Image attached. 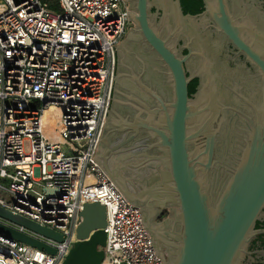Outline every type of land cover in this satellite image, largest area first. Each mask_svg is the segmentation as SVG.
Masks as SVG:
<instances>
[{"label":"built area","instance_id":"2783aa9c","mask_svg":"<svg viewBox=\"0 0 264 264\" xmlns=\"http://www.w3.org/2000/svg\"><path fill=\"white\" fill-rule=\"evenodd\" d=\"M122 0H0V207L62 235L55 250L0 234V264H63L87 203L106 207L102 264H163L133 205L94 159L113 89Z\"/></svg>","mask_w":264,"mask_h":264},{"label":"water","instance_id":"95a60500","mask_svg":"<svg viewBox=\"0 0 264 264\" xmlns=\"http://www.w3.org/2000/svg\"><path fill=\"white\" fill-rule=\"evenodd\" d=\"M137 1L139 17L135 22L141 25L146 40L168 67L174 98L171 104L162 102L163 114L159 120L149 112L146 118L138 115L135 123L127 124V127L135 135L139 134L140 128L146 129L152 139L157 140L154 146L161 154L154 159L158 160L157 171L158 168L161 170L160 166L163 170L157 174L148 169V154L130 153L127 141L120 142L113 138L115 134L111 135L124 123L117 114L108 121L118 70V49L122 42L113 47L116 56L113 89L94 159L130 203H138L141 211L148 212L146 225L142 211L145 230L146 226H151L156 209L163 212L168 205L175 208L173 220L169 216L161 223L163 227L177 230L169 233L173 240H167L174 249L172 264H264V249L252 250L249 246L256 237L264 235V229H255L257 221L264 219V0H204V16L195 20V26L202 31L212 21L217 32L245 56L261 79V100L256 105L249 100L257 93L251 83H246L242 94L237 86L240 82L237 81V85L231 82V89L222 98L238 103L233 98L238 92L245 96L254 111L255 121L250 119L252 130L240 159L238 139L247 124L238 113H225L206 52L202 50L203 61L193 75L187 77L184 64L193 53L179 58L176 41L170 43L171 38H178L183 25L180 1L162 0L164 17L160 25H169L171 18L176 28L180 25L176 31L169 32L165 40L161 37V27L158 31L150 27L149 0ZM193 23L186 21V25ZM233 72L238 77L241 74L236 69ZM199 75L206 79L202 78L197 98L192 100L188 86ZM234 158L239 159V164L230 173V165L236 164ZM81 216L83 221L77 229V241L63 264H102L107 242L104 232L106 207L98 202L87 203ZM0 217L45 237L63 241L62 235L2 207ZM0 234L55 254V250L40 241L3 224H0ZM152 245L162 263L169 264L159 249L161 246L156 249L153 238Z\"/></svg>","mask_w":264,"mask_h":264},{"label":"flooded vegetation","instance_id":"af4514ba","mask_svg":"<svg viewBox=\"0 0 264 264\" xmlns=\"http://www.w3.org/2000/svg\"><path fill=\"white\" fill-rule=\"evenodd\" d=\"M122 1L129 9L130 25L127 34L118 49V70L115 77L114 97L108 121L111 116L116 118V114L124 120L122 121V123L124 122L123 126L121 125L120 129L117 131L114 130L111 135L115 134L113 138L120 139V142L127 141L126 145L130 146L128 149V151L130 150V153H137L139 156L148 154L150 161L147 163V167L158 174L163 168L160 166L161 170L158 168L159 170L157 171L158 160L154 159L161 154L154 146V144L157 143V140L152 139L149 131L143 128H140L139 134L135 135L134 131L127 127V124H134L138 115H141L143 118L148 117L149 112H151L153 117L156 116V120H159L160 115L163 114V109L161 107L163 105L162 102L165 104L173 103L174 89L168 67L162 61L157 51H155L146 40L141 25H138V23L135 22L136 17H139L138 1ZM149 2L148 20L151 24L150 27L157 31L161 27V37L165 40L168 33L176 31L180 25L176 28L172 18L169 21V25H160L164 17V9L161 5L162 0H149ZM183 16V25H181V30L178 32V38H171L170 43L172 44L176 41V49L179 58L186 57L190 52L193 53L184 64L187 77H191L194 71L199 67L198 65L203 61L200 56L202 50L206 52V55L212 63L213 69L211 67L210 72L215 76L214 80L218 83V96L221 104L225 107V113L228 115L231 112L238 113L247 124L246 129L244 127L245 130H241V136L238 139L239 151L237 154L240 159L248 135L252 130L250 119L255 121L254 111L251 105L245 100V96L238 92H235L233 96V98L238 100V103L232 101V99L226 101L222 98H224L225 94H228L229 89H231L229 87L231 82H233L234 85L237 81L240 82L241 85H236L238 86V89H241L242 94L244 91L243 87H247V84L249 85L251 83L254 93H257L254 97L250 96L249 100L255 105L258 104L261 100L260 76L256 69L246 60L245 56L240 54L224 35L217 32L215 24L212 21H209V24H206L205 31H202L195 26L197 25L195 22L196 18L204 16V13L198 16L190 17L187 15L185 16L184 14ZM191 20L194 23L192 25H186V21L192 23ZM121 60L123 66L121 65ZM233 69H236L237 72L241 73L239 77L235 75L236 73L233 72ZM203 77L205 78V76L199 75V77L194 78L199 79L198 91ZM194 79H192V81ZM119 81L121 82L120 84L118 83ZM117 84H119V86H117ZM197 93L193 96H190L189 94V98L192 100L196 99ZM245 109H248V111L245 112ZM108 124L109 122H107V125ZM107 125L103 137L106 134ZM143 133H146V136ZM239 159L235 160L234 158L236 164L234 166L230 165L229 171L227 170L228 172L232 173L237 168ZM213 171L215 172V170ZM137 205L140 206L138 203ZM174 209L175 208L171 205H168V210L166 209L169 211L168 217L171 216L172 220ZM164 211L161 212L156 209L155 216L150 222L151 226H146V228L154 240L156 249L158 250L160 245L161 247L159 249L163 252L166 261L169 262V264H172L174 259L172 252L174 249L167 243V240H173L169 237V233H175L177 230L174 231L165 226H161V223L165 221ZM143 214L145 224L148 225V212L143 211ZM155 233L161 239H157Z\"/></svg>","mask_w":264,"mask_h":264},{"label":"trees","instance_id":"16d2710c","mask_svg":"<svg viewBox=\"0 0 264 264\" xmlns=\"http://www.w3.org/2000/svg\"><path fill=\"white\" fill-rule=\"evenodd\" d=\"M182 6L183 14L186 16H198L205 12L204 0H179ZM262 1V0H261ZM199 86V79H194L189 84V94L193 96L197 93ZM256 230L264 229V219H259L255 225ZM249 246L252 250L264 249V235H259Z\"/></svg>","mask_w":264,"mask_h":264},{"label":"rangeland","instance_id":"374dc122","mask_svg":"<svg viewBox=\"0 0 264 264\" xmlns=\"http://www.w3.org/2000/svg\"><path fill=\"white\" fill-rule=\"evenodd\" d=\"M127 34V33H126ZM125 38V37H124ZM124 40V39H123ZM123 40L121 42H123ZM169 215V211L165 210V214H164V220H166V218Z\"/></svg>","mask_w":264,"mask_h":264},{"label":"crops","instance_id":"0c3cea01","mask_svg":"<svg viewBox=\"0 0 264 264\" xmlns=\"http://www.w3.org/2000/svg\"><path fill=\"white\" fill-rule=\"evenodd\" d=\"M166 209L168 210V208H166ZM166 209H165V210H166ZM164 212H165V211H164Z\"/></svg>","mask_w":264,"mask_h":264}]
</instances>
